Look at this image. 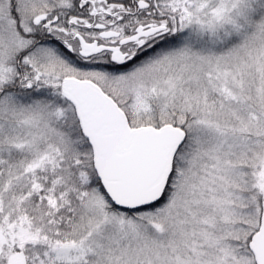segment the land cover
<instances>
[{"label": "snow or ice", "instance_id": "1", "mask_svg": "<svg viewBox=\"0 0 264 264\" xmlns=\"http://www.w3.org/2000/svg\"><path fill=\"white\" fill-rule=\"evenodd\" d=\"M0 264H264V0H0Z\"/></svg>", "mask_w": 264, "mask_h": 264}]
</instances>
